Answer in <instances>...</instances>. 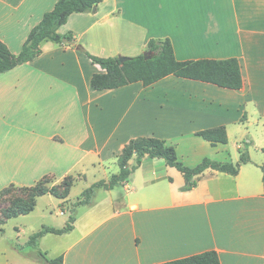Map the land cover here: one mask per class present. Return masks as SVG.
Masks as SVG:
<instances>
[{"label": "crops", "instance_id": "1", "mask_svg": "<svg viewBox=\"0 0 264 264\" xmlns=\"http://www.w3.org/2000/svg\"><path fill=\"white\" fill-rule=\"evenodd\" d=\"M56 2L0 0V40L11 53ZM58 33H71L73 45L44 42L33 61L0 74V191L85 177L90 157L107 181L136 138L164 140L190 168L203 159L236 164L244 143L249 162L235 176L208 169L181 192L176 169L144 159L128 182L77 207L71 232L44 235L38 249L63 264H163L207 251L220 264H264V0H101ZM152 39H168L179 62L237 59L242 88L169 76L148 87L90 90L103 70L77 47L130 58ZM221 126L226 144L196 136ZM3 234L0 264H42L36 251Z\"/></svg>", "mask_w": 264, "mask_h": 264}, {"label": "trees", "instance_id": "2", "mask_svg": "<svg viewBox=\"0 0 264 264\" xmlns=\"http://www.w3.org/2000/svg\"><path fill=\"white\" fill-rule=\"evenodd\" d=\"M100 2L101 0H57L53 9L46 12L41 21L30 30L17 55L11 53L0 40V74L33 61L42 53L41 45L44 42H52L59 46L73 45V35L71 33L60 35L58 33L59 28L67 23L72 14L92 13ZM77 49L103 70V73L95 74L90 79L89 88L94 92L118 89L138 82L144 87H148L169 76L208 83L229 90H240L243 85L237 59H203L179 62L175 59L171 42L168 39H152L147 43L145 52L153 54L150 59L145 60L143 54H140L130 57L124 63H121L118 57L100 58L90 55L81 47H77ZM196 136L212 146L226 144L228 141L226 130L222 126L199 131ZM133 157H135V162L130 167L128 162ZM144 159H162L167 166L176 169L184 178V186L180 189L181 192H188L195 188L200 176L208 169L235 176L240 166L249 162L247 144L245 143L236 164L203 159L196 167L190 168L178 160L175 148L167 145L164 140L154 137L132 139L124 146L118 156V174L112 175L107 181L100 180L92 184L84 190L81 199L75 203V206H91L97 191L100 189L110 191L121 187L128 182ZM43 181L32 186L34 192L30 195L27 207L17 209L14 213H8L6 220L28 215L34 210L38 197L54 194L53 190L45 188L42 184ZM262 183L264 188V169ZM9 188L18 187L10 186L1 190L0 193L8 191ZM74 220V216L70 215L68 222L62 229L43 226L38 232L30 236L27 246L36 251L42 264H63L62 256L55 259L47 257L44 252L38 249V243L40 238L46 234L62 235L71 232ZM163 264H220V260L216 252L207 251Z\"/></svg>", "mask_w": 264, "mask_h": 264}, {"label": "rangeland", "instance_id": "3", "mask_svg": "<svg viewBox=\"0 0 264 264\" xmlns=\"http://www.w3.org/2000/svg\"><path fill=\"white\" fill-rule=\"evenodd\" d=\"M97 162L96 157H90L84 162L85 167L81 170L85 171V177L75 174L68 175L62 180H56L52 177L45 178L42 184L46 189L53 190L54 194L38 197L34 210L25 216L6 220L8 213H14L17 209L27 207L34 188H9L8 191L1 192L0 233L3 229L5 237L19 244L25 243L23 249L26 251L33 250L27 246V241L31 235L38 232L42 226H65L70 215L74 216L77 209L75 203L81 199L84 190L97 181L106 178V174L98 168ZM16 229L19 230L18 237H16Z\"/></svg>", "mask_w": 264, "mask_h": 264}, {"label": "water", "instance_id": "4", "mask_svg": "<svg viewBox=\"0 0 264 264\" xmlns=\"http://www.w3.org/2000/svg\"><path fill=\"white\" fill-rule=\"evenodd\" d=\"M94 11H95V9H93V12H94ZM152 55H153V54L150 53V52H144V53H143V57H144L145 60L150 59V58L152 57ZM118 59H119V61H120L121 63H124V62H126V61L129 60L128 57H122V56L118 57Z\"/></svg>", "mask_w": 264, "mask_h": 264}]
</instances>
